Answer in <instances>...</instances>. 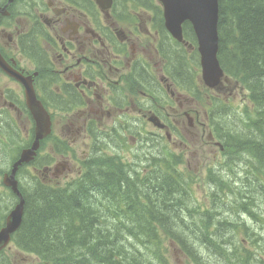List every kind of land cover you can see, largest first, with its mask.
Wrapping results in <instances>:
<instances>
[{"label": "flooded vegetation", "instance_id": "obj_1", "mask_svg": "<svg viewBox=\"0 0 264 264\" xmlns=\"http://www.w3.org/2000/svg\"><path fill=\"white\" fill-rule=\"evenodd\" d=\"M0 8L8 13L0 53L32 80L51 116L44 169L53 178L72 170L81 150L100 165L103 153L125 163L128 141L141 147L147 135L173 142L191 134L197 144L199 105L182 93L188 80L202 82L194 40L179 44L170 35L156 0H113L108 8L95 0H0ZM185 115L192 128H182ZM23 119L32 122L24 88L0 69V131L18 132Z\"/></svg>", "mask_w": 264, "mask_h": 264}, {"label": "trees", "instance_id": "obj_2", "mask_svg": "<svg viewBox=\"0 0 264 264\" xmlns=\"http://www.w3.org/2000/svg\"><path fill=\"white\" fill-rule=\"evenodd\" d=\"M219 4V59L226 73L246 86L255 107L243 128L224 134L227 126L222 125L220 132L228 151L237 150L238 161L254 158L230 166L234 176L238 166L247 169L240 173V187L225 176L213 178L215 208L199 214L190 206L192 183L176 170L177 160L152 161V171H161L141 179L128 177L103 158L100 165L90 164L87 175L71 188L39 185L35 194H27L24 222L14 237L22 250L43 264H170L171 243L190 264H264V236L242 218L245 212L252 221L264 222V211L256 203L264 197V0ZM225 186L229 194L223 191L221 197L217 191ZM100 194L111 203L99 200ZM221 198L226 209L217 204ZM223 211L227 214L222 216ZM223 228L228 230L222 233ZM243 234L258 252L242 250ZM215 254L221 263L211 261Z\"/></svg>", "mask_w": 264, "mask_h": 264}, {"label": "rangeland", "instance_id": "obj_3", "mask_svg": "<svg viewBox=\"0 0 264 264\" xmlns=\"http://www.w3.org/2000/svg\"><path fill=\"white\" fill-rule=\"evenodd\" d=\"M192 84L194 87H198V94L195 96L197 97L199 95V99H194L195 104L199 105L198 110L200 111L201 117L200 121L196 120V130L199 131L200 137L197 141V145L195 142V137L191 134L187 135L185 134V139H182L180 136H178V139L173 137V142H170V145L168 142L163 139V140H154L151 135H147L144 144L140 147L139 145L136 146L137 141H128V149L123 148L122 151L125 153L124 154V159L123 161L125 162L124 165H120L119 163L117 165L118 169L125 174H130L131 170L134 167H138L139 172V177L143 179L144 177H149L151 178L152 176L160 172L161 170L158 171H152L156 170L153 168L154 166H149L150 168H145V163L143 164L142 162L146 160H167L168 157L170 160H174V157L177 156L178 158V163L175 167L176 170L182 174L185 179L188 178L190 182L192 183L191 187H188V191L190 192V195L192 197L193 203L190 204L191 208L195 210L197 213L201 214L204 211L209 210V209H214L215 205L213 204V198L214 195L211 194L212 189L211 186L214 187V180H221L224 176L232 183V185L236 184V187H240L241 182H240V173H242L241 169L239 166L237 167L240 169L234 176V173L232 171V168L228 167L230 165H235V162L237 157L235 156H240L236 151L232 153V151H228V147L226 148L225 152L222 153L219 151L220 147L219 145H216L214 140L212 139L211 136V131L214 130V132L217 135L218 138V133H217V128L221 131L220 129V121L221 126L222 124L227 126L224 133L228 129H233V130H239L243 128V125L241 124L242 119L241 117H247V113H251L253 108L252 103L249 101V97L247 95V92H245L241 87H236V89L229 95H220V97L217 98H222L221 99V108H224L225 103H229L231 106V111L228 112L229 115H236V118L234 119H228L227 121L223 120V118L214 119V121L211 119H207L208 122H206L205 118V112H206V107L208 105H211V103L214 101L213 96L217 95L216 92L214 91H209L207 90L202 83L200 84L197 79L192 80ZM184 92V90H182ZM190 96V95H189ZM192 98V96H190ZM205 107V108H204ZM193 116L197 117L195 113H193ZM252 116V115H251ZM249 118V117H247ZM182 128L187 127L189 125V121L186 117L182 119ZM217 125H216V124ZM219 124V125H218ZM241 124V125H240ZM238 125V126H235ZM30 122L28 120H22V127L25 129H28L30 127ZM218 126V127H217ZM240 127V128H239ZM137 128V127H135ZM148 130L153 131L154 127L152 125H148L146 127ZM180 128L179 132H183V129ZM223 130L224 127L222 126ZM144 131V130H142ZM146 134V132H145ZM135 136L138 138L137 135H131ZM176 136V135H173ZM128 140V139H127ZM126 140V141H127ZM153 140V141H152ZM217 141V140H216ZM165 142L167 145H165ZM187 142V147L185 145H182V143ZM220 144L224 145L221 141H219ZM192 145H189V144ZM194 143V145H193ZM194 146V147H193ZM104 149L107 151H111L107 146H104ZM165 149L167 151L166 158H164L165 155ZM47 150V147H46ZM183 150H188L189 152L187 153V156L184 157L185 155L179 156ZM113 154V153H111ZM82 155H84V152L81 150L79 152V158L80 161L79 165L73 166L74 168L71 170L72 172H67L66 175L61 176L58 180L60 185H66L72 180L75 179V181H78V177H80L83 173H80L79 167L82 166ZM103 157L108 158L109 160L110 157L103 155ZM181 157H184V159H181ZM227 158V159H226ZM225 160H227V166L224 165ZM161 162V161H160ZM237 163V162H236ZM130 165V167H126ZM158 167L162 166L161 164L157 165ZM214 167V168H213ZM213 168V169H212ZM216 168V169H215ZM161 169V168H160ZM162 169L165 170V167H162ZM210 170H215L217 173L210 178ZM166 171V170H165ZM244 172V171H243ZM245 173V172H244ZM214 178V180H213ZM239 180V181H238ZM236 190V188H234ZM227 192L229 194V190L227 191V188L225 186V190L219 189L218 195L221 197L223 196V193L221 192ZM99 200H106V197L102 196L101 194L98 196ZM223 198L217 203L222 206V208L226 209V201L224 203H220ZM107 202H104V204H109L110 201L106 200ZM111 203V202H110ZM257 204H260V209L264 211V197L259 199V201L256 202ZM256 204V206H257ZM257 210V209H256ZM264 213V212H263ZM223 215H226L227 212L223 211ZM195 216V212H194ZM197 223L200 224V218L197 219ZM248 224L255 225V227L252 228L256 229L260 232L263 231L262 236H264V222L260 223V226H256L255 223H252V221H248ZM211 229V228H209ZM228 229H222L221 232L225 233V231ZM256 231V230H255ZM256 231V234H259V232ZM242 237L246 238L245 235L243 234ZM238 238L241 239V235H238ZM136 241V240H134ZM199 247H201L202 243H200L201 238L199 237L197 239ZM167 248L170 251L169 254V263L170 264H190L188 261L187 257L175 246L171 248V243L167 245ZM242 250H249V251H255L258 252V249L255 247V244H249L248 241L244 242V245H242ZM240 248V249H241ZM255 249V250H254ZM8 255L11 256L12 259H16L18 261V264L25 263L23 262L24 259H27V262L25 264H39V260L37 259V256H27L25 253H21L20 251L17 250L16 246L11 245L10 250L8 251ZM263 255V254H262ZM219 255L217 256L216 254L212 256L211 261L214 263L220 262ZM221 263V262H220ZM209 264V263H208Z\"/></svg>", "mask_w": 264, "mask_h": 264}, {"label": "water", "instance_id": "obj_4", "mask_svg": "<svg viewBox=\"0 0 264 264\" xmlns=\"http://www.w3.org/2000/svg\"><path fill=\"white\" fill-rule=\"evenodd\" d=\"M109 4L111 0H99ZM164 6L166 26L171 34L180 42L184 41L183 24L189 21L198 38L199 52L203 80L209 88H218L225 77L220 64L219 53V0H160ZM28 102L37 123V137L31 150L25 151L22 159L14 166L13 175L19 165L29 161L39 147L40 140L50 134V119L42 105L36 100L32 87H27ZM7 185L21 197L14 179H6ZM24 200L10 213L6 226L0 232V250L11 240V235L16 232L23 221Z\"/></svg>", "mask_w": 264, "mask_h": 264}, {"label": "bare ground", "instance_id": "obj_5", "mask_svg": "<svg viewBox=\"0 0 264 264\" xmlns=\"http://www.w3.org/2000/svg\"><path fill=\"white\" fill-rule=\"evenodd\" d=\"M55 60V59H54Z\"/></svg>", "mask_w": 264, "mask_h": 264}]
</instances>
